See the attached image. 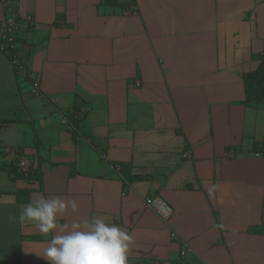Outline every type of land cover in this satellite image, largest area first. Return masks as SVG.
I'll return each instance as SVG.
<instances>
[{
  "label": "crops",
  "instance_id": "crops-1",
  "mask_svg": "<svg viewBox=\"0 0 264 264\" xmlns=\"http://www.w3.org/2000/svg\"><path fill=\"white\" fill-rule=\"evenodd\" d=\"M15 1L40 94L0 51V264H47L52 234L20 219L38 194L126 230L128 264H264V102L243 83L264 0Z\"/></svg>",
  "mask_w": 264,
  "mask_h": 264
},
{
  "label": "clouds",
  "instance_id": "clouds-1",
  "mask_svg": "<svg viewBox=\"0 0 264 264\" xmlns=\"http://www.w3.org/2000/svg\"><path fill=\"white\" fill-rule=\"evenodd\" d=\"M69 209L78 212L74 199L43 194L22 207V221L31 222L42 234H52L39 258L47 264H128L133 240L126 230L101 215L61 222Z\"/></svg>",
  "mask_w": 264,
  "mask_h": 264
},
{
  "label": "built area",
  "instance_id": "built-area-1",
  "mask_svg": "<svg viewBox=\"0 0 264 264\" xmlns=\"http://www.w3.org/2000/svg\"><path fill=\"white\" fill-rule=\"evenodd\" d=\"M0 5L4 10V15L0 19V51L3 52L12 62L15 72L21 76L30 86V92L39 96L40 87L39 80L28 69L24 60L19 58V19L16 13V1L15 0H0ZM28 21H32V17H26ZM65 122L66 120L63 119ZM258 155V153H256ZM15 166L18 171L25 172L28 170V163L25 159L20 158L15 162ZM117 170L120 166H116ZM146 203L152 206L164 219L168 218L170 213V207L161 198L152 197L146 198ZM174 238L175 234L171 233ZM187 251V247L184 245L180 251L181 256H184Z\"/></svg>",
  "mask_w": 264,
  "mask_h": 264
},
{
  "label": "trees",
  "instance_id": "trees-1",
  "mask_svg": "<svg viewBox=\"0 0 264 264\" xmlns=\"http://www.w3.org/2000/svg\"><path fill=\"white\" fill-rule=\"evenodd\" d=\"M245 103H262L264 102V54L259 57V64L256 69L246 72L243 75ZM15 176L18 178H30L34 175V171L28 168L27 171H18L12 166ZM33 174V175H32Z\"/></svg>",
  "mask_w": 264,
  "mask_h": 264
}]
</instances>
